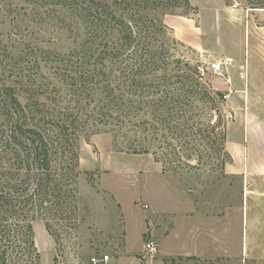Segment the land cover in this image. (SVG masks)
I'll use <instances>...</instances> for the list:
<instances>
[{
  "label": "rangeland",
  "instance_id": "rangeland-1",
  "mask_svg": "<svg viewBox=\"0 0 264 264\" xmlns=\"http://www.w3.org/2000/svg\"><path fill=\"white\" fill-rule=\"evenodd\" d=\"M255 3L188 0L157 15L165 33L157 35L155 47L165 52L170 73L198 68L200 83L213 89L217 113L205 108L193 135L171 136L162 150L153 142L149 153H131L117 137L114 120L88 122L74 136L76 210L47 223L33 222L39 257L32 264H260L257 215L247 217L244 202L247 195L255 209L257 193L247 192L255 186L244 181L242 160L231 149L240 133L242 100L226 95L227 86L246 81L242 62L248 46L264 51V8ZM45 31L46 24L37 37L52 39ZM47 43L53 49L68 46ZM3 44L9 45L5 36L0 48ZM211 63L221 67L212 70ZM20 95L24 102V92ZM197 103L206 106L205 100ZM224 130L221 147L216 136ZM150 240L154 253L146 249ZM105 255L108 259L101 261Z\"/></svg>",
  "mask_w": 264,
  "mask_h": 264
},
{
  "label": "trees",
  "instance_id": "trees-1",
  "mask_svg": "<svg viewBox=\"0 0 264 264\" xmlns=\"http://www.w3.org/2000/svg\"><path fill=\"white\" fill-rule=\"evenodd\" d=\"M182 4L188 0H0V37L9 40L0 48V264L34 263L33 222L75 212L74 136L88 122L114 120L131 153H149L153 142L162 150L171 136L193 135L205 108L217 113L198 68L171 74L155 47L165 33L157 15ZM45 24L48 41L37 37ZM225 132L216 136L221 147Z\"/></svg>",
  "mask_w": 264,
  "mask_h": 264
},
{
  "label": "crops",
  "instance_id": "crops-1",
  "mask_svg": "<svg viewBox=\"0 0 264 264\" xmlns=\"http://www.w3.org/2000/svg\"><path fill=\"white\" fill-rule=\"evenodd\" d=\"M242 63L246 81L226 87L227 98L234 100L236 94L242 100L240 133L234 140L235 146L231 149L232 154L239 156L242 160L244 181L255 186L247 192L257 193L256 208L251 209L248 205L251 198L247 195L244 197V202H246L247 217L251 218L255 213L257 215V248L262 251L260 264H264V51L251 49L248 46ZM236 122L234 117L233 124ZM228 136L229 133H227V140ZM243 208L242 213L245 211V204ZM215 235L217 236V233Z\"/></svg>",
  "mask_w": 264,
  "mask_h": 264
},
{
  "label": "built area",
  "instance_id": "built-area-1",
  "mask_svg": "<svg viewBox=\"0 0 264 264\" xmlns=\"http://www.w3.org/2000/svg\"><path fill=\"white\" fill-rule=\"evenodd\" d=\"M221 67V64L220 63H211V65H210V68L212 69V70H218L219 68ZM146 249H147V251L148 252H150V253H154L155 252V249H156V247H155V244H154V242L152 241V240H150V241H148L147 242V244H146ZM108 259V256H104L103 257V259H101V261H105V260H107ZM94 260V259H93ZM99 260H97V261H95L94 260V262H98Z\"/></svg>",
  "mask_w": 264,
  "mask_h": 264
}]
</instances>
